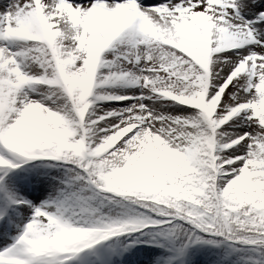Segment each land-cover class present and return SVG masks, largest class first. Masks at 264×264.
<instances>
[{
	"label": "snow or ice",
	"instance_id": "6c2138e0",
	"mask_svg": "<svg viewBox=\"0 0 264 264\" xmlns=\"http://www.w3.org/2000/svg\"><path fill=\"white\" fill-rule=\"evenodd\" d=\"M37 158L61 169L39 203L9 175ZM14 227L0 264H91L121 237L165 249L123 264L216 237L264 264V0H0V237Z\"/></svg>",
	"mask_w": 264,
	"mask_h": 264
},
{
	"label": "rangeland",
	"instance_id": "374dc122",
	"mask_svg": "<svg viewBox=\"0 0 264 264\" xmlns=\"http://www.w3.org/2000/svg\"><path fill=\"white\" fill-rule=\"evenodd\" d=\"M58 162L52 158H37L30 160L27 163L21 164L17 169H12L9 175L19 176L21 184L18 186L20 192L28 199H32L35 203H39L44 199L46 193H30V189L37 183L39 179L55 180L61 169L52 165ZM36 179H33V178ZM50 190V185H49ZM19 231L18 227H14L7 235L6 239L0 237V247L5 243H11L13 237ZM151 237H141V241L150 239ZM119 240L110 238L106 241H101L94 245L91 249H86L81 256L87 255L91 263L94 264H123L124 256L127 255L128 250L131 248L137 249H155L151 254L152 260L155 261L157 257L165 254V249L158 248L154 244L139 242L130 247H126L127 239H123V244ZM220 243H206L198 242L190 245L183 255H177L174 264H241L242 252L233 247V245L226 241L220 240ZM243 255L256 257V253L252 249L243 250ZM102 258V260H101ZM70 264H81L80 259H73ZM249 264H257L255 260L250 261Z\"/></svg>",
	"mask_w": 264,
	"mask_h": 264
},
{
	"label": "trees",
	"instance_id": "16d2710c",
	"mask_svg": "<svg viewBox=\"0 0 264 264\" xmlns=\"http://www.w3.org/2000/svg\"><path fill=\"white\" fill-rule=\"evenodd\" d=\"M215 239H218V240H219V239H223V238H221V237H216Z\"/></svg>",
	"mask_w": 264,
	"mask_h": 264
},
{
	"label": "bare ground",
	"instance_id": "6f19581e",
	"mask_svg": "<svg viewBox=\"0 0 264 264\" xmlns=\"http://www.w3.org/2000/svg\"><path fill=\"white\" fill-rule=\"evenodd\" d=\"M101 260H102V258H101ZM91 264H93V263H91ZM94 264H95V261H94Z\"/></svg>",
	"mask_w": 264,
	"mask_h": 264
}]
</instances>
